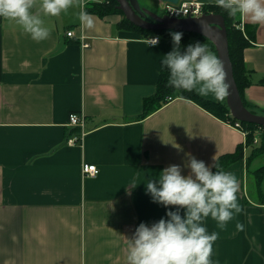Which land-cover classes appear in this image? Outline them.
<instances>
[{"label": "crops", "instance_id": "crops-1", "mask_svg": "<svg viewBox=\"0 0 264 264\" xmlns=\"http://www.w3.org/2000/svg\"><path fill=\"white\" fill-rule=\"evenodd\" d=\"M138 1L165 15L163 0ZM200 1L232 8L254 36L243 95L264 115V0ZM2 2L0 264H264V166L254 164L264 153L178 94L143 117L162 70L183 64V42L155 34L152 46L120 29L121 15L88 13L96 0ZM187 41L191 66L212 71L216 52ZM188 82L226 102L221 80ZM72 113L86 119L76 144ZM241 146L242 160L213 173ZM85 164L99 174L86 178Z\"/></svg>", "mask_w": 264, "mask_h": 264}, {"label": "trees", "instance_id": "trees-1", "mask_svg": "<svg viewBox=\"0 0 264 264\" xmlns=\"http://www.w3.org/2000/svg\"><path fill=\"white\" fill-rule=\"evenodd\" d=\"M117 0H106L104 2H95L91 3L86 11L88 13H92L101 18H105L109 15H121L122 20L119 23L120 29L130 30L133 32H137L143 38H150L155 34H159L163 39L164 38H177L180 39L185 47L184 51V62L179 66H167L165 67L161 74L158 82V90L157 94L145 100L144 102V112L143 117L148 116L155 107L160 108L164 103L167 102L168 98L178 94V97L185 98L187 100H191L202 108L213 114L215 117L226 121L230 124H235L237 120H235L229 111V108L226 102H212L202 98L192 87V85L188 82V78L190 77H199V78H213V73L211 70H201L196 69L191 66L190 63V50L188 46L187 38L190 36V33L184 32H174V31H165V32H151L144 29H141L131 22H129L123 12L118 8ZM204 11L206 13H215L220 14L224 17L228 38H229V51L230 58L234 68V76L236 80V84L241 93L243 102L245 105L250 108L249 104L244 100L243 92L245 87L250 83L246 77L245 72V62H244V51L251 45V41L254 38L252 34L246 38L238 28V17L235 15L234 11L230 7H224L220 5L219 7H215L212 9H208L206 6L204 7ZM194 35V34H193ZM206 42L207 45L211 49L216 52L215 46L207 39L195 35ZM243 129L248 132L247 135V144L253 149L254 157L260 156L264 153V127H260L254 124H245L242 123ZM76 132L79 129L75 130ZM258 137V144H254L255 139ZM243 148L242 146L237 148V151L234 154L226 155L217 160L214 165L213 173H218L222 170L229 168L235 162L243 159ZM264 176V167L258 171V180L259 183L262 181Z\"/></svg>", "mask_w": 264, "mask_h": 264}, {"label": "water", "instance_id": "water-1", "mask_svg": "<svg viewBox=\"0 0 264 264\" xmlns=\"http://www.w3.org/2000/svg\"><path fill=\"white\" fill-rule=\"evenodd\" d=\"M180 0H163L177 4ZM118 8L135 26L151 32H184L209 40L216 49L218 63L213 67V78L221 80L226 89V104L231 116L241 123L264 127V115L252 112L243 102L236 84L234 68L230 58L229 38L225 19L220 14H204L198 18H171L160 16L142 8L138 0H117Z\"/></svg>", "mask_w": 264, "mask_h": 264}, {"label": "built area", "instance_id": "built-area-1", "mask_svg": "<svg viewBox=\"0 0 264 264\" xmlns=\"http://www.w3.org/2000/svg\"><path fill=\"white\" fill-rule=\"evenodd\" d=\"M99 2H104L106 0H96ZM2 0H0V6L2 5ZM88 3V0H83V5H86ZM164 11L165 15L171 17V18H177V19H184V18H198L202 15L206 14L204 11V3L200 0H180L177 4H171V3H164ZM69 37L73 36V32H69L67 34ZM147 43H149L152 46H156L160 44L161 37L160 36H153L146 39ZM83 47L89 48L90 45L88 43H84ZM171 99V98H170ZM85 124L86 119L82 114L72 113L69 117V126L75 127L80 130V134L71 138L69 141L70 144H76L83 140L85 137ZM236 129L242 130L246 135L248 133L243 129L242 124L237 121L235 124H232ZM258 138L255 139L254 143H258ZM99 174V169L95 165H89L85 164L83 166V175L86 178H94Z\"/></svg>", "mask_w": 264, "mask_h": 264}, {"label": "rangeland", "instance_id": "rangeland-1", "mask_svg": "<svg viewBox=\"0 0 264 264\" xmlns=\"http://www.w3.org/2000/svg\"><path fill=\"white\" fill-rule=\"evenodd\" d=\"M154 13V12H153ZM155 14H158V15H162V12L161 11H159V10H157V12H155ZM217 55V54H216ZM225 87V86H224ZM225 92H226V89H225ZM225 101H226V98H225ZM259 147H261V145H258ZM255 165H259L260 167H262V166H264V156L263 157H261V158H258L256 161H255V163H254ZM254 165V166H255ZM258 166V167H259ZM257 167V168H258ZM253 179V178H252ZM250 183L251 184H253L254 183V181H250Z\"/></svg>", "mask_w": 264, "mask_h": 264}]
</instances>
